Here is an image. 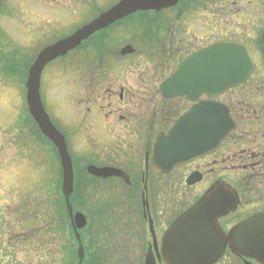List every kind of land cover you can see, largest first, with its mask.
I'll return each mask as SVG.
<instances>
[{
    "label": "rangeland",
    "instance_id": "obj_1",
    "mask_svg": "<svg viewBox=\"0 0 264 264\" xmlns=\"http://www.w3.org/2000/svg\"><path fill=\"white\" fill-rule=\"evenodd\" d=\"M34 1L6 0V8L0 7V264H78V245L74 235L72 243L68 240L66 244L65 239L64 222L68 217L61 193V178L58 179L52 168L53 153L40 140L28 114L25 84L28 68L41 44L55 42L84 23L73 22L75 6L83 5V0ZM170 13L173 15L166 24L163 23L165 14L159 13L154 25L151 16L155 14H139L134 20L135 30L121 35L105 34L96 44L97 50L81 46L48 67L43 74L41 95L47 99V107L57 126L72 137L70 150L76 164L77 183L73 206L83 212L86 193L85 199L91 203L92 210L98 206L104 210L102 219L105 225L100 227L83 264H143L142 253L147 246L142 238L145 222L139 217L142 214L141 175L133 179L138 189L132 190L115 179L94 181L86 170L89 164H100L102 156L111 157L116 149V139L106 127L115 123L114 116L107 120L104 114L138 108L133 104L127 107L120 102L119 95L110 99L107 94L110 86H119L121 82L124 87L132 78L138 87H148L151 92L147 93L146 105L142 108L154 122L155 141L164 120L165 104L160 95V84L190 53L186 50L187 44L194 43V49L201 45L206 47L216 40L236 37L224 30L225 24L221 22L214 33L206 34L208 29H203L206 35H187L180 31L176 12ZM163 27L172 28L165 39L169 48L162 40L154 41L150 49L148 32L152 28L163 31ZM180 37L189 40L181 42ZM111 40V50L105 49ZM170 42H174L173 49ZM127 44H132L136 53L122 58L119 51ZM103 105L107 113L101 111ZM36 149L48 155L38 154V158L32 161ZM18 152L26 160L25 164L16 159L15 167L7 168V162ZM14 169L18 173H14ZM151 189L155 191L154 210L166 223L196 199V192L178 173L153 176ZM13 193H17L20 199V215L24 213L22 221L26 237L21 242L6 238L4 233V230L10 233L11 229L23 227L22 222H5L9 209L17 206L11 201ZM82 240L84 242L83 232ZM16 245H19V251Z\"/></svg>",
    "mask_w": 264,
    "mask_h": 264
},
{
    "label": "flooded vegetation",
    "instance_id": "obj_2",
    "mask_svg": "<svg viewBox=\"0 0 264 264\" xmlns=\"http://www.w3.org/2000/svg\"><path fill=\"white\" fill-rule=\"evenodd\" d=\"M120 1L121 0H83V5L75 6V19L73 18V22L76 21L78 24L84 21V23L75 28L72 33L84 25L89 24ZM5 5H7L6 0H0V7L3 6L2 9L6 8ZM172 11L176 12L178 24L181 26L180 31H183L187 35L200 36L205 34V31L206 34H211L217 31L220 22L225 24L224 30H228L230 35L236 36L235 38L228 39L247 44L251 48L255 59V68L249 79L244 84L231 88L218 97L212 98L201 95L197 98V101L192 102L188 101L186 97L165 99L161 96L165 104L162 114L164 120L162 124L160 123V131L157 135L162 132L167 134L183 113L193 106L198 105L203 100H217L221 102L228 108L232 119L235 121V128L221 144L219 149L200 157L190 164L176 167L169 174H157L152 168L150 169V175L156 177L173 175L175 173H178L186 180L191 176L196 177L198 182L193 186H189L196 192L195 201L190 203L192 205L199 200L212 185L224 183L235 189L240 197L238 208L233 214H230L222 220L223 226L228 230L244 217L264 210V0H179L177 7L164 11L166 18L163 19L164 24L170 19L169 16L173 15L170 13ZM150 14H155V16H151V24L154 25L159 18L157 16L158 13H149V15ZM135 19H137V16L129 17V19L127 18L122 22L109 26V28L104 31L97 32L91 36L83 46L87 47V49L90 47L93 50H97L96 44L104 37L103 35L106 34L111 36L117 33L121 34L120 31L122 30L128 31L127 26H129L130 29H134L136 26ZM126 21L128 25L125 24L127 23ZM163 28V43L169 48V43L166 42L165 39L166 35L169 36V34H171L172 28ZM203 29L208 30L203 32ZM188 40L189 39L184 37H180L179 39L181 42H187ZM170 43V47L173 49L174 42ZM212 43L213 42L210 44ZM193 46L194 43H188L186 50L192 53L203 48L201 45L199 48L196 47L192 49ZM111 48L112 40L109 42V45H106L105 49L111 50ZM109 53L112 55V52ZM183 54L186 53L183 52ZM187 55L188 54L185 56ZM95 66H98L96 62ZM126 86L121 87V82L119 86H116V84L113 85V87L110 86L107 94L110 99H114L119 95L120 102L124 103L127 107H131V104H133L138 108L125 111L124 113L120 110L104 114L107 120H109V117L114 116L115 123L112 126L106 127L116 139V149L111 157H101L99 167H111L123 170L130 179L128 187H131L132 190L134 188L137 190L138 186L133 179L140 175L142 180L145 177L146 158L148 155L149 163H151L152 150L155 144L154 131L156 128L154 129L153 127L154 122L150 119L151 115H148L142 108L143 105H146L145 100L147 93L151 91H148V87H138L132 78ZM140 103L141 107H139ZM109 107L110 105H108V108ZM101 111H106L104 106L101 107ZM71 139L72 137H70V141ZM16 159L22 162L19 152L16 157L7 162V168L15 167ZM142 164L143 167H141ZM55 171H57L56 167ZM13 172L18 173L16 169H14ZM120 180L123 184L126 183L124 178L121 177ZM154 192V189L150 190L149 185V190L147 192L148 206L146 207L144 203L146 197L144 194L142 195V214L139 215V217L143 218L142 220L145 222L142 238H144V242L147 244L142 253L143 259L149 250L158 258L157 254L160 251L163 236L172 224L161 220L159 215L155 212L153 207V200H156ZM86 197L87 194L84 193L83 211L87 219L86 225L82 230L85 260L92 250L93 241L100 232V227L105 225L102 219L104 215V210H101L102 206H98L99 208L96 207L92 210V205L89 200L85 199ZM19 200L18 194L13 193L11 201L18 207L16 206L17 208L9 209L6 215L9 217L5 222H22L23 227L18 230L11 229L10 227L13 232L7 233L6 230H4V233L6 238L12 239L13 241L16 239L18 242H21L26 237V230L25 224L22 221L24 220V213L20 215ZM61 206H63V204ZM173 219L174 218H172L171 221ZM64 229L66 244L68 240L72 243L73 225L71 220L68 221V219H65ZM155 243L158 244L156 250ZM68 247L72 250L70 245ZM15 248L17 251L20 249L19 245H16ZM100 252H102V249ZM217 264L260 263L245 257L232 255L229 251H226L225 255Z\"/></svg>",
    "mask_w": 264,
    "mask_h": 264
},
{
    "label": "water",
    "instance_id": "obj_3",
    "mask_svg": "<svg viewBox=\"0 0 264 264\" xmlns=\"http://www.w3.org/2000/svg\"><path fill=\"white\" fill-rule=\"evenodd\" d=\"M178 0H122L73 36L44 49L29 71L27 100L30 112L42 133L58 147L64 170L63 191L70 202L74 190L73 163L64 136L47 115L40 94L41 74L48 63L65 56L96 31L135 12L171 7ZM133 52L131 47L123 53ZM251 51L244 44L222 41L185 59L162 85L165 97L186 96L197 101L201 95L217 97L227 89L244 83L254 70ZM235 128L227 107L214 100L202 101L183 114L168 135L160 134L154 149L152 165L159 173L196 160L220 147ZM99 177L124 176L121 171L89 168ZM126 177V176H125ZM127 178V177H126ZM191 176L189 184L197 182ZM239 203L237 194L224 185L210 189L192 208L182 214L165 234L163 255L167 264H215L227 248L240 257L264 264V211L255 213L235 225L229 233L219 219L234 211ZM70 211H72L71 205ZM82 214L76 220L82 228ZM83 249L80 257L83 258ZM145 264H156L149 254Z\"/></svg>",
    "mask_w": 264,
    "mask_h": 264
}]
</instances>
